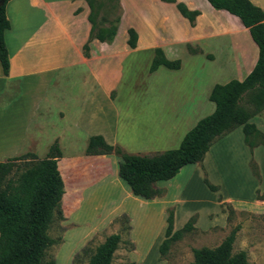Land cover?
Returning <instances> with one entry per match:
<instances>
[{
    "label": "crops",
    "instance_id": "crops-1",
    "mask_svg": "<svg viewBox=\"0 0 264 264\" xmlns=\"http://www.w3.org/2000/svg\"><path fill=\"white\" fill-rule=\"evenodd\" d=\"M175 1H181L188 10H195L199 13L194 19L193 26H190L187 20L175 10L185 21L183 23L189 33L188 37L177 39L178 45L183 47V60H199L200 63L202 61V66H206L208 72L201 77L200 73L194 72L193 74L191 71L188 77L186 70L190 69L184 68L183 60L168 57L160 48L164 58L170 61L179 60L180 67L177 70H171L158 66L150 74L160 83L151 90H146L145 105L147 110L160 109L158 114L153 116V118L160 117V121L154 122L153 118H150L149 123L150 125L161 123L169 125V128L155 131L154 140L148 142L149 144L154 143V146L144 149L145 152L176 149L184 134L197 121L213 112L214 104L208 100L213 85H223L233 80L230 79L233 77L236 81H242L257 59V47L252 42L247 29L241 26L237 18L225 11L213 9L204 0L208 5L207 9L213 13H221L226 27H231L229 30L218 28L214 26L215 23L202 21L203 12L197 7L198 5H190L191 3L197 4V0ZM248 1L264 12V0ZM170 5L174 8L173 4ZM76 10H78L77 13H75ZM4 12L9 23V28L4 32V41L10 68L7 76H3L0 69V163L24 154H32L35 160H42L50 145L56 142L60 157L56 158L55 162L63 183V194L60 199L62 221L59 223L63 231L62 243L53 257L54 264H71L76 252L122 214L128 216L131 226L134 220L132 214L139 208L148 212L152 206L160 205L162 213L157 228L160 236L162 232L164 233L165 208L169 205L176 207L173 212L172 231L179 230L193 213L198 214L196 226L201 229L215 225L223 226L224 216L218 211L215 195H212L210 199L195 197L194 205L187 207L186 205L192 201L185 197L187 195L186 189L184 190L185 185L178 187L175 192L177 185L165 183L169 181L167 180L154 184L155 187L164 189L163 196L143 199L131 194L126 184L117 176L119 160L117 157L114 155H85L84 150L88 137L95 135L101 136L109 145L120 146L126 153L135 154L143 148L121 135V130L126 126L129 116L115 114L112 118L100 105L99 93H101V101H106L116 113L114 105L118 98L117 93L112 98L110 89H101L99 85L92 86L86 90L85 97L74 104L72 95H69L71 92L67 91L69 88L67 85L53 88L51 86L57 75L64 74L66 78L72 73L74 64L86 63L89 60V56L84 58L81 52V47L87 41L89 34V23L86 19L88 8L82 0H8ZM80 29L84 30L82 38L79 34ZM217 35H230L231 39L215 49L212 40ZM103 44L105 43L92 41L88 46L90 58L94 54L93 46L98 45L101 48ZM187 45L198 52L189 53ZM152 55L153 50L151 57ZM183 75L188 78L185 82H182L185 79ZM208 76L219 81L207 84ZM95 81L98 82V78ZM114 92H116L115 89ZM43 108L55 110L54 124L49 125L48 129L36 127L35 130H31V125L41 121V119L36 122L32 120L36 112ZM262 111L264 113V110ZM259 114L252 117L249 122H254L255 127L264 135V124L258 119ZM137 118L140 117L137 116ZM125 128L132 135L133 132L138 133L135 124L127 123ZM45 131L50 132V135L45 137L46 143L44 147L42 146L44 148L42 151V147L38 149L37 141L44 138ZM75 132H78L80 137L75 135L76 137L72 138ZM233 133L231 131L222 140L209 147L202 159L204 170L208 171L209 165L210 173L213 167V173H217L216 160L225 148L222 147L221 142L229 139ZM75 141H80L81 146L75 145ZM261 147L263 148L264 144ZM263 153L262 151L261 155ZM188 165L198 167L196 164ZM197 171L201 170L197 169ZM244 171L247 175V171ZM108 177H110L109 181L104 180ZM105 184L108 185L107 191L104 190ZM248 185L249 183H246L241 193L237 195L223 194L222 202L250 208H264V201L256 200L254 194L255 190L264 192V182L257 183L250 179V187ZM116 188L121 190V194L115 195L113 190ZM126 201L128 204L125 203ZM180 206L181 208L186 206L187 209L178 221ZM87 210L90 212L88 216L86 215ZM210 215L212 217L209 219ZM132 241L134 242L133 239ZM158 242L159 240L154 245L156 258ZM156 263L158 264L157 261Z\"/></svg>",
    "mask_w": 264,
    "mask_h": 264
},
{
    "label": "rangeland",
    "instance_id": "rangeland-1",
    "mask_svg": "<svg viewBox=\"0 0 264 264\" xmlns=\"http://www.w3.org/2000/svg\"><path fill=\"white\" fill-rule=\"evenodd\" d=\"M82 1L87 7L86 1ZM91 2L94 7L96 21L98 22V20H101L103 26H106L113 18H119L114 42L111 45L103 44L101 48L98 45H94V54L90 58V48L88 46L93 40H87L84 44L89 48V55L87 52V57H84L83 54L82 56L84 58H88L89 56V60L86 61V63L74 64L72 73L67 75L66 78L64 74L61 76L57 75L51 86L53 88L54 86L67 85L69 87L67 91L71 92L69 95H72L74 104L81 101L86 95V90L92 86L95 87L99 85L101 89H110L109 92L112 98L117 93L118 98L114 105L116 113L113 111V108L107 105L106 101H101V93H99V102L106 114L112 116V118L115 114L124 117L129 116L125 125L127 126V123L135 124V129L138 131L137 134L136 132H133V135L129 133L130 131L128 132L124 125L125 127L121 130V135H124L123 137L126 140L136 142V145L143 148L142 151L137 152L139 154L149 155L155 152H162H145L146 150H144L154 146V143L149 144L148 142L154 140L155 131L161 128H165L166 130L169 128V125H163L161 123H153L150 125L149 123V119L158 114L160 109H146L145 93L146 90H151L159 84L160 81L148 74V67L152 58V50L156 47L161 48L168 57H174L173 59L181 58L183 60V47L178 45L177 39L178 37L189 36L186 26L183 23L185 21L177 14L173 6L163 3L161 0H91ZM197 2V4L191 3L190 5H198L197 7L202 10V21L205 23H215L214 26L218 28H227V25L224 24L221 18V13H213L210 9H207L208 5L204 0H197ZM129 28L133 29L136 34L134 50H130L126 45V30ZM230 28L227 29L229 30ZM79 34H81L82 38L84 30L80 29ZM230 39V35H217L212 40V43L215 49H218L217 46H223ZM217 51L221 52L219 50ZM183 63L185 69H190L186 70L188 71V77H190L189 74L191 71L193 74L194 72L196 74L197 72L200 73L201 77L205 72H208L206 66H202V61L200 63L199 60L192 61L184 59ZM91 69L93 71H91ZM182 77L185 78L182 82L187 81L188 78L186 76L183 75ZM96 78H98V82L95 81ZM215 79L214 77L208 76L206 82L209 84L212 81H214V83L219 81ZM230 79L236 80L235 77ZM114 89L116 92H114ZM245 101L246 96L243 97L241 105H245ZM262 112L259 114L258 119L264 124V113ZM165 113L167 114L166 111ZM54 114V109L43 108L37 111L35 116L33 115L34 118L32 121L36 122L38 119H41V121L31 125V130H35L34 128L36 127H45L48 129L49 125L55 122ZM137 116L140 118H137ZM159 119L160 117H155L152 120L156 122L160 121ZM258 119L257 123L259 122ZM250 123L254 124L252 121ZM233 132L234 133L229 139H225L221 142L222 147L225 148L217 157L215 165V169L217 170L216 174L213 173L214 167L210 173L209 165L208 171L204 170L201 162L200 165L196 164L198 167H192L193 165L183 167L174 178L165 182L170 185H177L175 192H177L178 187H183L185 185L184 190L186 189L185 193H187L185 197H188L189 201H192L186 205L187 207L194 205L193 201L196 199L195 197L210 199L212 195H215L217 201V198L223 197V194L237 195V193H241L240 191L246 183H249L248 186L250 187V179L253 181L255 180L257 183L261 181L264 182V153L261 155L262 151L264 152V147L262 148V145H259L249 149L243 143V136L240 128L233 130ZM44 135L41 141H37L38 149L42 146L44 147L46 143L45 137L49 136L50 132L45 131ZM75 135L79 136L78 132H75L72 138L76 137ZM223 138L224 136L217 141ZM75 145L81 146L80 141H75ZM43 147L42 151L44 150ZM250 162L254 164L257 176L252 174L249 165ZM196 168L201 171H197ZM244 170L247 171V175ZM212 173L214 174L213 177L211 176ZM203 177H205L210 185L215 186L216 190H209L203 182ZM109 179L110 177L104 180L109 181ZM120 184L126 188L123 183L120 182ZM106 188H108L107 184L104 186L105 191H107ZM113 191L115 195L121 194V190L117 188ZM202 191L203 193H201ZM256 192L261 194L259 190H255V195ZM125 203L128 204L127 201ZM105 205L104 203V207ZM228 205L232 213L227 220V211L221 210L218 203V211L224 216V224L221 227L215 225L213 227L201 229L196 226L198 214L193 213L190 215L189 217L195 215V221L192 225L193 229L190 232L183 233L177 240L170 242L163 259H159L158 254L157 258L154 255L155 243L159 240L157 245L158 249L159 244L164 238L163 232L161 236L157 233L162 213L160 211V205L152 206L148 212L140 208L134 211L132 214L134 220L131 226L127 216V225L129 226L127 232L123 231L125 222L120 218L124 214L115 218L107 228L92 237L89 243V249L93 250L96 245L103 241L105 236H108L106 234H119L121 241L113 254V264H126L128 262L133 264H157L156 261L158 264H190L192 261L193 249L215 248L233 228L238 227L232 244L231 253L235 254L242 251L248 263L264 264V208ZM186 206L182 208L180 206V210H178V221L182 215L185 214L187 209ZM165 210L166 214L168 210H171L173 222V212L176 210V207L174 208L173 205H169ZM89 213V210H87L86 215L88 216ZM92 215L93 213L90 218ZM211 217L212 215L208 218L210 219ZM59 223L60 222L54 220L48 229L47 235L53 240L57 241L59 239L60 241L59 243L51 245L46 250L45 258H53L56 250L62 243L61 236L63 229L60 227ZM176 223L178 222L176 221ZM80 259L81 264H86V257Z\"/></svg>",
    "mask_w": 264,
    "mask_h": 264
},
{
    "label": "trees",
    "instance_id": "trees-1",
    "mask_svg": "<svg viewBox=\"0 0 264 264\" xmlns=\"http://www.w3.org/2000/svg\"><path fill=\"white\" fill-rule=\"evenodd\" d=\"M0 2V69L7 76L10 68L4 32L9 28L5 17V5ZM88 7L87 21L89 34L87 40H96L110 45L116 35L119 18H113L106 26L101 20L96 21L91 0ZM174 5L178 14L193 26L199 15L195 10L175 0H161ZM215 10H222L237 18L242 27L247 29L252 42L257 47V59L251 71L242 81L230 80L223 85L215 84L210 90L208 100L214 104L213 112L197 121L181 139L178 147L153 154L126 153L118 145H109L99 135L88 137L84 150L87 156L114 155L117 157V176L126 184L131 194L143 199L159 198L164 190L155 187L158 181L172 179L179 170L188 164L200 165L209 147L218 139L240 127L243 143L249 149L264 144L263 134L249 120L264 110V12L248 0H205ZM78 10L75 11L77 13ZM126 45L135 48L136 34L133 29L126 30ZM189 53L198 50L186 46ZM82 54L87 57L88 47L83 44ZM158 66L177 70L179 60H167L160 48L153 49L148 67V74ZM246 96L245 105H241ZM60 157L56 142H53L44 159L35 160L32 154L13 157L0 163V264H54L52 257L45 258L46 250L59 239L53 240L47 235L51 223L62 221L60 199L63 183L56 167L55 159ZM253 175L257 176L254 164L250 162ZM203 182L209 190H216L205 177ZM256 200L264 201V193L256 192ZM221 210L227 211V220L232 213L228 204L217 198ZM123 231L129 230L126 215ZM195 215L188 218L184 225L172 231V212L167 211L164 238L158 246V258L163 259L170 242L177 240L183 233L190 232ZM238 227L212 249L192 250L190 264H250L244 252L231 253L232 244ZM119 234L105 236L93 250L88 241L73 257L72 264H81L86 257V264H113V254L120 243ZM126 264H133L128 262Z\"/></svg>",
    "mask_w": 264,
    "mask_h": 264
},
{
    "label": "water",
    "instance_id": "water-1",
    "mask_svg": "<svg viewBox=\"0 0 264 264\" xmlns=\"http://www.w3.org/2000/svg\"><path fill=\"white\" fill-rule=\"evenodd\" d=\"M3 0H0V2H2Z\"/></svg>",
    "mask_w": 264,
    "mask_h": 264
}]
</instances>
